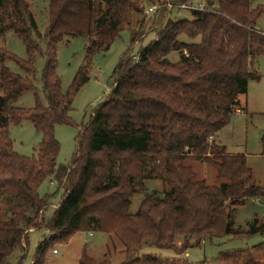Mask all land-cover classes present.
Here are the masks:
<instances>
[{
  "label": "trees",
  "instance_id": "1",
  "mask_svg": "<svg viewBox=\"0 0 264 264\" xmlns=\"http://www.w3.org/2000/svg\"><path fill=\"white\" fill-rule=\"evenodd\" d=\"M167 11L156 13L161 22L155 39L136 56L127 53L120 59L114 86L79 133L72 161L58 164L55 128L72 124L73 99L89 80L94 55L109 50L126 27L133 42L142 40L146 20H136L134 27L133 21L143 8L137 0H49V24L41 33L27 0H0V41L14 31L30 56L45 57L47 99L45 105L37 98L30 109L13 106L34 86L30 76L36 66L0 49V264H10L17 250H27L33 229L48 231V237L39 241L32 264H45L54 243H67L77 232L109 234L108 254L117 250L119 240L125 255L120 264H168L141 254L144 246L180 255L216 239L264 234L258 218L245 231L235 227L236 209L249 198H264V187L251 181L245 154L229 152L215 140L241 109L250 80L260 77L255 61L264 55V30L256 25L264 6L252 7V0H208V7L177 20ZM78 36L87 39L84 63L63 94L56 42ZM175 51L177 61L169 57ZM11 59L27 76L11 71L6 65ZM24 120L42 134L31 157L14 150L7 131ZM261 142L264 155V135ZM188 159L213 165L222 182L197 179ZM150 173L163 181V192L145 188ZM46 180L57 182L58 189L42 196L39 187ZM138 190L145 197L132 213L131 198ZM58 191L62 198L48 218ZM178 236L183 237L180 245ZM263 251L264 243L220 255L225 262L264 264ZM81 264L110 261L98 263L84 253Z\"/></svg>",
  "mask_w": 264,
  "mask_h": 264
},
{
  "label": "rangeland",
  "instance_id": "2",
  "mask_svg": "<svg viewBox=\"0 0 264 264\" xmlns=\"http://www.w3.org/2000/svg\"><path fill=\"white\" fill-rule=\"evenodd\" d=\"M27 1L30 4L39 31L44 33L49 24V0ZM137 1L143 8V14H135L133 27L137 24L136 20L144 18L146 20L145 37L140 41L133 42L132 30L126 27L116 37L109 50L98 51L94 55L89 71V80L73 99L70 113L72 124H61L55 128V135L60 143V152L57 157L58 164H69L72 161L79 133L90 122L93 111L106 100L114 86L116 80L114 71L120 59L127 53L136 56L143 47L155 39L156 30L159 29L161 21L158 14H148L147 10L156 5L159 8L158 10L167 9V12L170 11L168 18L177 20L182 17L190 18L191 10L194 7H198L204 2L208 3V0H188L182 2V4L176 3V5L174 0ZM215 1L217 2V0ZM258 5L264 6V0H252V7ZM256 28L264 30V13L258 19ZM180 38L189 41L185 36ZM41 46L44 50L46 49L45 43H42ZM86 46L87 39L82 36L65 37L63 40L56 42L57 74L61 78V91L63 94L68 92L76 74L84 63ZM0 49L8 51L17 59L33 60L36 66L35 74L30 76L34 86L25 89L23 95L13 103V106L30 109L36 106L37 98L46 105L47 99L43 92L42 82V73L46 63L45 57L39 54L30 56L23 40L14 31H8L5 37L1 39ZM169 57L177 61L180 58V53L177 51L172 52ZM6 65L12 72L23 77L27 76L16 60H8ZM255 66L260 72V77L250 80L248 93L241 96V109L231 117L229 124L215 140L219 144L225 145L229 152L245 154L247 163L253 171L251 181L264 187V155L262 154L261 142L264 135V55L256 59ZM7 131L13 141L14 150L20 155L31 157L39 150L42 134L30 120H24L16 125L11 124L8 126ZM187 164L192 166L197 179H204L208 184L213 185L222 182L217 176L216 168L213 165L191 159L187 160ZM144 183L149 192H163L165 190L163 181L151 173ZM57 186V182L50 183L46 180L39 187V193L42 196L53 194L57 191ZM137 188L139 187L137 186ZM144 197V193L138 190L131 198L130 211L132 213L138 211ZM61 198L62 191H58L57 195L51 199L52 205L46 212L48 218L53 216L55 207ZM255 218H258L260 223L264 222V198H261L260 201L259 198H249L245 205L238 207L235 212V227L245 231L247 223ZM44 236L48 237V231L31 230L27 250H17L11 256L10 264H32L38 243ZM241 237L216 239V244L207 242L202 247L189 249V255L187 253L178 255L174 251L151 246H144L141 254L160 257L168 264H234L222 260L220 254L227 251L245 250L264 243V234H256L249 238ZM111 242V236L106 233L77 232L67 243H54L46 254L45 264H81V257L84 253L98 263L109 260L110 264H120L125 259L124 246L117 240V250L108 254V246L111 245ZM182 242V236L176 237L178 245ZM53 249H57L59 252L53 253ZM262 253L264 259V251ZM23 256L25 258L20 262Z\"/></svg>",
  "mask_w": 264,
  "mask_h": 264
},
{
  "label": "built area",
  "instance_id": "3",
  "mask_svg": "<svg viewBox=\"0 0 264 264\" xmlns=\"http://www.w3.org/2000/svg\"><path fill=\"white\" fill-rule=\"evenodd\" d=\"M208 7V3L207 2H204V3H201V5H199L198 7H194V8H197V9H204ZM158 7L156 5H153L151 6L148 10H147V13L148 14H156L157 11H158ZM59 251L57 249H53V253H58Z\"/></svg>",
  "mask_w": 264,
  "mask_h": 264
},
{
  "label": "crops",
  "instance_id": "4",
  "mask_svg": "<svg viewBox=\"0 0 264 264\" xmlns=\"http://www.w3.org/2000/svg\"><path fill=\"white\" fill-rule=\"evenodd\" d=\"M238 111H239V110H238ZM239 113H240V112H239ZM239 113H238V114H239ZM259 201H260V199H259ZM250 222H252V221H250ZM187 255H189V252H187ZM233 263L235 264L236 262H233Z\"/></svg>",
  "mask_w": 264,
  "mask_h": 264
}]
</instances>
